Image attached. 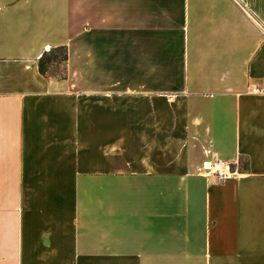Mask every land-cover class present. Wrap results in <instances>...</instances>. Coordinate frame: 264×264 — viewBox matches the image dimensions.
Masks as SVG:
<instances>
[{"label":"crops","instance_id":"obj_1","mask_svg":"<svg viewBox=\"0 0 264 264\" xmlns=\"http://www.w3.org/2000/svg\"><path fill=\"white\" fill-rule=\"evenodd\" d=\"M0 264H264V8L0 0Z\"/></svg>","mask_w":264,"mask_h":264},{"label":"rangeland","instance_id":"obj_2","mask_svg":"<svg viewBox=\"0 0 264 264\" xmlns=\"http://www.w3.org/2000/svg\"><path fill=\"white\" fill-rule=\"evenodd\" d=\"M247 4L254 10L260 11L264 8V0H247ZM64 63V51L62 49L54 50L42 59L41 70L50 75L62 76L64 74Z\"/></svg>","mask_w":264,"mask_h":264},{"label":"built area","instance_id":"obj_3","mask_svg":"<svg viewBox=\"0 0 264 264\" xmlns=\"http://www.w3.org/2000/svg\"><path fill=\"white\" fill-rule=\"evenodd\" d=\"M205 169L208 174L213 175L217 180L223 181L234 174L231 164L221 160H216L211 163H205Z\"/></svg>","mask_w":264,"mask_h":264}]
</instances>
